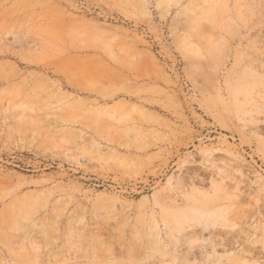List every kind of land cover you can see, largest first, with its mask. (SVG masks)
Listing matches in <instances>:
<instances>
[{
  "label": "rangeland",
  "instance_id": "obj_1",
  "mask_svg": "<svg viewBox=\"0 0 264 264\" xmlns=\"http://www.w3.org/2000/svg\"><path fill=\"white\" fill-rule=\"evenodd\" d=\"M0 264H264V0H0Z\"/></svg>",
  "mask_w": 264,
  "mask_h": 264
}]
</instances>
